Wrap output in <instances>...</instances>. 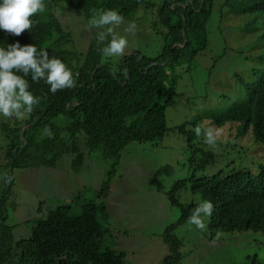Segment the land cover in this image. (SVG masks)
<instances>
[{
  "label": "trees",
  "instance_id": "trees-1",
  "mask_svg": "<svg viewBox=\"0 0 264 264\" xmlns=\"http://www.w3.org/2000/svg\"><path fill=\"white\" fill-rule=\"evenodd\" d=\"M62 2L82 12L87 23L93 10H115L126 19L133 18L141 9L153 8L149 0H44L45 11L31 18L30 31L15 36L0 30V47L35 44L38 52L47 51L50 59L65 63L76 84L53 94L43 79L35 82L31 75L25 77L29 90L40 98V103L24 124L1 126L7 141L4 174L10 175L12 182L0 180V264H124L125 254L117 250L105 204L112 176L117 172L121 153L131 142L163 140L168 131L167 107L176 95L177 68L191 64L208 46L206 30L214 0H162L158 23L166 33H162L165 44L160 56L152 59L135 52L121 61L116 72L103 64L100 49L108 41L98 44L96 36L81 60L71 33L53 11ZM247 12L264 14V0H248L247 7L239 13ZM259 61L262 69L256 80L246 85L244 98L204 113L201 120H210L216 127L242 123L239 134L244 137L252 132L255 142L264 145V55ZM61 116L67 123L55 124L54 120ZM201 120L193 125L200 126ZM45 128L52 134L46 135ZM177 129L182 134L189 133L192 147L197 139L195 132L189 131L187 124ZM81 133L89 153L98 152L104 159L114 161L108 178L95 199L79 195L72 200L73 204L50 210L45 219L36 221L30 238L15 243L14 227L6 223L16 185L15 171L54 168L64 155H72L73 170L81 171L85 161L78 138ZM214 162L213 152L194 146L193 175L174 184L169 193L172 203L179 204L177 194L191 183L194 192L213 204L209 216L212 238L222 232L264 234V165L257 174L250 170H221L212 176L195 178V172ZM196 206H182L177 225L187 222ZM75 207L81 208L80 214L74 213ZM177 225L167 227L163 236L169 254L162 264L181 262L182 243L176 234Z\"/></svg>",
  "mask_w": 264,
  "mask_h": 264
},
{
  "label": "rangeland",
  "instance_id": "rangeland-1",
  "mask_svg": "<svg viewBox=\"0 0 264 264\" xmlns=\"http://www.w3.org/2000/svg\"><path fill=\"white\" fill-rule=\"evenodd\" d=\"M153 8L141 9L133 18L123 19L115 29L117 36L127 39L128 46L121 57H103V64L118 72L121 61L140 52L148 58L160 56L166 30L158 23L162 0H149ZM255 1V0H251ZM248 0H214L211 19L207 25L208 46L196 55L191 64L177 68L176 95L167 107V134L159 142H131L121 153L117 172L112 176L111 191L105 204L110 214V229L116 237L117 250L124 252V264H162L169 254L163 236L167 227L177 225L182 206L203 202L192 190V184L176 196L173 204L169 193L177 181L190 178L192 150L201 148L215 155V162L195 178L212 176L218 171L250 170L257 174L264 165V145L256 143L252 132L242 137V123H227L216 127L203 114L226 107L244 98L246 85L256 80L262 69L259 58L264 55V14L239 13ZM63 26L71 33L74 47L84 60L97 29L89 30L82 12L64 2L54 8ZM135 24L134 31H126ZM169 83V80H167ZM30 119L5 118L0 115V180L4 177L7 141L1 130L3 124L19 126ZM200 126L219 130L216 150L197 137L191 147L189 133L177 128L187 124L194 131ZM64 125L61 116L54 120ZM85 161L81 171L72 168V155H64L54 168L19 169L15 171L16 185L9 202L7 225L14 227V242L28 239L36 221L45 219L52 209L73 204L79 195L95 199L112 170L113 160L100 153H89L85 135L78 136ZM97 200V199H96ZM75 207L74 213L80 214ZM209 217L204 218L201 231L187 222L177 225L181 240L180 264H264V234L222 232L212 238Z\"/></svg>",
  "mask_w": 264,
  "mask_h": 264
},
{
  "label": "clouds",
  "instance_id": "clouds-1",
  "mask_svg": "<svg viewBox=\"0 0 264 264\" xmlns=\"http://www.w3.org/2000/svg\"><path fill=\"white\" fill-rule=\"evenodd\" d=\"M44 11V0H0V30L20 36L32 28L31 18ZM122 23L123 17L115 10H93L88 27L89 30H98V44L108 41L100 49L104 57L124 55L128 41L122 36H117L115 31ZM135 27V24H131L126 31H134ZM29 75L35 82L43 79L53 94L76 86L73 73L65 63L57 58L50 59L47 51L38 52L35 44L21 47L16 43L7 49L0 47V115L22 119L31 114L34 106L40 103V98L29 90V81L25 79ZM194 132L197 137H202L204 143L212 150H216L219 130L196 126ZM44 133L52 134L48 128L44 129ZM3 179L6 183L12 182V177L7 173ZM213 210L211 201H203L194 208L187 223L203 231L206 228L204 218L211 216Z\"/></svg>",
  "mask_w": 264,
  "mask_h": 264
}]
</instances>
